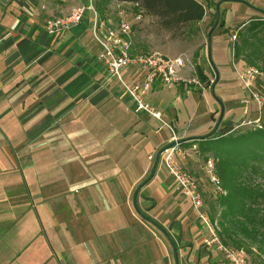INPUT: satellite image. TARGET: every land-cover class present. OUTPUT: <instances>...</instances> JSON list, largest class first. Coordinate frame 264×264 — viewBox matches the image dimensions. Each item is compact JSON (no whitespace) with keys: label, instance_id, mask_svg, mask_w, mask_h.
<instances>
[{"label":"crops","instance_id":"0c3cea01","mask_svg":"<svg viewBox=\"0 0 264 264\" xmlns=\"http://www.w3.org/2000/svg\"><path fill=\"white\" fill-rule=\"evenodd\" d=\"M81 3L0 0V264H230L203 245L204 224L191 204L150 198L149 192L163 195V187L143 186L140 197L147 200L138 201L139 210L128 198L139 178H127L121 168L111 184L103 170L100 181L87 171L73 175L74 200L60 209L53 166L38 167L35 149L44 131L65 112L115 107L121 100L135 108L120 86L104 84L90 13L61 35L46 31L49 18ZM161 85L156 81L151 93ZM107 144L104 138L103 151L111 150Z\"/></svg>","mask_w":264,"mask_h":264},{"label":"rangeland","instance_id":"374dc122","mask_svg":"<svg viewBox=\"0 0 264 264\" xmlns=\"http://www.w3.org/2000/svg\"><path fill=\"white\" fill-rule=\"evenodd\" d=\"M200 1L206 5L204 19L187 26L183 34L178 33L176 36L161 29L153 16L142 13L140 19L136 18L137 12L132 3L112 1L109 4L104 18H110L116 24L121 11L129 17L134 23L133 39L137 50L158 51L173 58L183 57L186 66L182 69L181 75L185 78L199 79L201 86L197 84L186 86L180 83L169 87L162 84L157 89L158 93H153L156 91L150 93L148 100L162 112V120L142 112L146 114L144 116L133 106L127 108L121 100L115 107L111 104L106 108L89 110L86 113L82 112L83 109L74 113L65 112L64 117L53 122V129L44 131L39 141L41 144L37 142L40 145H36L35 150L40 157L38 167L49 169L53 166V189L63 202L60 209H63L66 201L74 200V193L70 192V187L76 184L77 179L74 176L72 181L73 175L85 171L91 173V176L88 175L91 180L100 181L103 176L99 171L103 170L107 184H111L110 181L116 178L114 174L120 168L129 172L135 171L136 174L128 172L127 175V178H139L128 192V198L134 202L136 188L149 178L159 151L177 141L175 146L163 151L155 175L144 187L149 184L152 191L156 187L161 189L163 187L165 190L163 195L158 196L155 192H149L150 198H166L188 207L192 205L191 199L185 195L171 168L186 172L198 185L203 210L220 229L219 220L223 206L219 202V197L226 195L227 191L217 169L218 148L213 141L181 140L209 133L221 114L222 104L225 114L215 135L223 133L236 135L260 128L264 124V102L261 105L252 99L240 76L247 66L246 57L250 53L256 61L255 66L263 70L264 45L260 43L259 38L264 37V32H259L258 38L248 37L250 41L248 47H244L240 57L235 56V45L243 43L247 29L253 23L252 20L261 19L264 14L242 0H223L220 7V22L212 35V64L209 59L208 33L217 19L216 4L220 0ZM245 1L264 9V0ZM83 5L85 3L75 8ZM236 33L237 38L234 39L233 35ZM214 65L219 71L218 80ZM199 68L206 76L205 80L201 78ZM144 73L145 70H139L135 75L141 77ZM214 81L216 84L213 91ZM113 89L115 88H111ZM256 89L264 94V80L260 81ZM104 138L110 151H103ZM33 149L32 144L26 146L27 152H32ZM102 155L106 160L101 159ZM209 160L214 163L213 171L219 179L218 183L213 182L209 175ZM132 161L136 162L137 167ZM141 166L146 167L145 170H142ZM257 180L263 182L264 177L259 176ZM90 194L93 196L94 193ZM104 194L96 195L103 199ZM140 199L147 200L144 196L140 197L139 192L137 205ZM138 209L140 210L139 205ZM203 228L205 246L204 239L208 232L205 227ZM257 249L258 245L255 244L254 254L248 253L251 264L262 263L263 259L258 255Z\"/></svg>","mask_w":264,"mask_h":264},{"label":"built area","instance_id":"2783aa9c","mask_svg":"<svg viewBox=\"0 0 264 264\" xmlns=\"http://www.w3.org/2000/svg\"><path fill=\"white\" fill-rule=\"evenodd\" d=\"M87 13H90L88 18L91 22L92 37L100 47L98 59L106 74L104 84L120 86L136 111L146 112L153 118L162 120V112L148 100L156 81L169 87L180 83L186 86L189 84L201 86L199 79L185 78L181 75L182 69L186 66L183 57L173 58L158 51L137 50L133 39L134 23L122 11L116 24L110 18H103L97 9L96 0H85V5L75 8L71 13L49 19L46 22V31L55 36L61 35L84 21ZM141 17L142 12H137L136 18ZM233 38H237V33ZM139 70H145L141 77L135 75ZM240 76L252 99L262 105L264 94L258 92L256 87L264 80V71L255 65H247ZM208 168L211 180L218 183L212 160L208 161ZM171 171L183 187L185 195L191 199L192 207L208 232L204 239L206 248L222 252L230 264H251L244 248L232 247L223 242L217 223H214L203 210V200L196 181L186 172H179L174 168H171Z\"/></svg>","mask_w":264,"mask_h":264},{"label":"trees","instance_id":"16d2710c","mask_svg":"<svg viewBox=\"0 0 264 264\" xmlns=\"http://www.w3.org/2000/svg\"><path fill=\"white\" fill-rule=\"evenodd\" d=\"M112 1L134 4L136 12L155 17L159 27L172 36L183 34L187 26L202 21L206 15V5L200 0H96L103 18ZM219 2L223 3V0L216 6ZM252 22L243 43L235 45L236 57L243 54L244 47H248V37L258 38V33L264 32V17ZM259 40L264 45V37ZM246 62L247 65H256L252 53L246 57ZM199 73L205 80L201 68ZM215 133L212 136H191L181 141L215 142L219 151L217 169L227 191L226 195L219 197L223 206L219 234L225 244L244 248L249 254H254L253 245H258V255L263 259L258 264H264V181L257 180L259 176L264 177V124L236 135Z\"/></svg>","mask_w":264,"mask_h":264},{"label":"water","instance_id":"95a60500","mask_svg":"<svg viewBox=\"0 0 264 264\" xmlns=\"http://www.w3.org/2000/svg\"><path fill=\"white\" fill-rule=\"evenodd\" d=\"M243 2L249 4L251 7L257 9L258 11L262 12L264 14V9L262 8H259V7H256L254 6L253 4H250L249 2L245 1V0H242ZM218 16H217V19L214 23V25L212 26V28L210 29L209 33H208V50H209V59H210V62L213 64V59H212V35H213V32L214 30L216 29V27L218 26L219 22H220V18H221V10H220V7H221V2L218 3ZM214 69H215V72H216V80L219 79V71L217 69V67L214 65ZM215 84H216V81H214V84L212 85V90L214 91L215 90ZM220 103L222 104V101L219 100ZM224 114H225V109H224V106L222 104V111H221V114L216 122V125L214 126V128L207 134L203 135L204 136H212L219 128L222 120H223V117H224ZM232 124V123H231ZM177 143V141H173L170 145L164 147L163 149H161L158 153V156H157V160L155 162V165L153 167V170L149 176V178L146 180V181H143L142 183H140V185L137 187L135 193H134V203H135V206L138 208V205H137V198H138V193L140 192V190L142 189V187L149 181L153 178V176L155 175L156 173V170L159 166V163H160V156L161 154L163 153L164 150L168 149L169 147H173L175 146ZM172 243H174L173 239L170 237ZM176 259L178 258V253L176 252Z\"/></svg>","mask_w":264,"mask_h":264}]
</instances>
